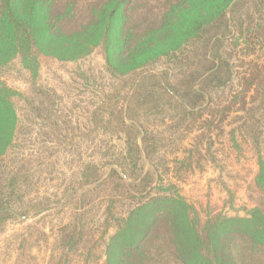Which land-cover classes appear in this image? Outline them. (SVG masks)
<instances>
[{"label":"rangeland","instance_id":"obj_1","mask_svg":"<svg viewBox=\"0 0 264 264\" xmlns=\"http://www.w3.org/2000/svg\"><path fill=\"white\" fill-rule=\"evenodd\" d=\"M95 2L55 0L63 30L86 25ZM133 2L135 20L167 0ZM237 41L233 69L263 61L264 44L246 52ZM108 44L45 46L33 50L29 67L20 54L0 64L16 115L1 137L0 264H106L112 237L146 192L183 198L200 227L264 212V100L248 98L250 111L236 104L219 122L200 110L212 101L199 107L193 91V40L176 57L118 71L106 61ZM189 58L190 76L175 64Z\"/></svg>","mask_w":264,"mask_h":264},{"label":"trees","instance_id":"obj_2","mask_svg":"<svg viewBox=\"0 0 264 264\" xmlns=\"http://www.w3.org/2000/svg\"><path fill=\"white\" fill-rule=\"evenodd\" d=\"M54 5L55 0H0V64L20 54L29 67L34 49L66 50L102 38L109 41L108 65L118 71L129 62L128 69L134 70L163 56L176 57L193 40V88L197 86L193 91L199 107L206 100L213 103L200 110L221 122L236 104L250 111L252 103L264 100V59L242 61L241 69H233L230 63L231 46L237 45L239 37L247 44L246 52L264 44V0H167L160 11L146 10L135 20L128 13L136 8L133 0H97L87 24L70 33L63 30L64 14ZM189 60L176 59L175 64L179 70L185 66L190 76ZM224 65L226 81L216 85L215 77ZM8 91L0 84V154L5 149L1 137L6 126L16 119ZM222 95L227 103L217 106L223 102ZM258 180L264 187V162ZM143 194L112 237L106 264H264V212L260 209L248 217L211 218L200 227L190 221L183 198Z\"/></svg>","mask_w":264,"mask_h":264}]
</instances>
